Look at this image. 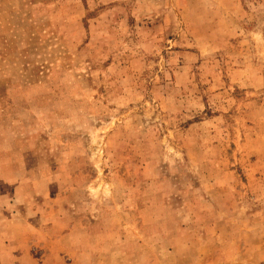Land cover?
<instances>
[{
  "label": "rangeland",
  "instance_id": "obj_1",
  "mask_svg": "<svg viewBox=\"0 0 264 264\" xmlns=\"http://www.w3.org/2000/svg\"><path fill=\"white\" fill-rule=\"evenodd\" d=\"M0 264H264V0H0Z\"/></svg>",
  "mask_w": 264,
  "mask_h": 264
}]
</instances>
